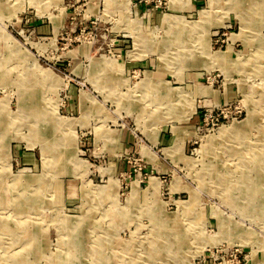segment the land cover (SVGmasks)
<instances>
[{
	"label": "rangeland",
	"instance_id": "374dc122",
	"mask_svg": "<svg viewBox=\"0 0 264 264\" xmlns=\"http://www.w3.org/2000/svg\"><path fill=\"white\" fill-rule=\"evenodd\" d=\"M263 72L264 0H0V264H264Z\"/></svg>",
	"mask_w": 264,
	"mask_h": 264
},
{
	"label": "bare ground",
	"instance_id": "6f19581e",
	"mask_svg": "<svg viewBox=\"0 0 264 264\" xmlns=\"http://www.w3.org/2000/svg\"><path fill=\"white\" fill-rule=\"evenodd\" d=\"M170 1H171V3L174 4V5L179 3V0H170ZM185 4H186V3H185ZM263 74H264V72H263ZM249 122H250V121H249ZM56 188H57V187H56Z\"/></svg>",
	"mask_w": 264,
	"mask_h": 264
}]
</instances>
